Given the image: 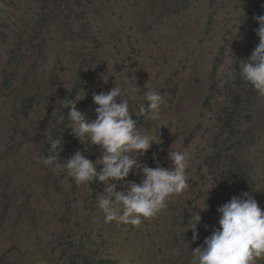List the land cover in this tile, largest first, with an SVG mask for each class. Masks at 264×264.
Wrapping results in <instances>:
<instances>
[{
  "label": "rangeland",
  "instance_id": "obj_1",
  "mask_svg": "<svg viewBox=\"0 0 264 264\" xmlns=\"http://www.w3.org/2000/svg\"><path fill=\"white\" fill-rule=\"evenodd\" d=\"M249 23L241 0H0V264H194L220 206L248 192L264 210V98L239 68L251 55ZM150 80L164 101L157 120L139 113ZM116 84L141 88L129 111L158 143L141 163L170 168L171 148L190 153L187 188L139 226L106 223L103 184L77 186L62 170L77 151L102 155L68 137L62 102L78 94L94 120L92 94ZM56 137L66 143L54 173L41 158ZM135 172L127 180L140 183Z\"/></svg>",
  "mask_w": 264,
  "mask_h": 264
},
{
  "label": "clouds",
  "instance_id": "obj_2",
  "mask_svg": "<svg viewBox=\"0 0 264 264\" xmlns=\"http://www.w3.org/2000/svg\"><path fill=\"white\" fill-rule=\"evenodd\" d=\"M255 19L259 27L249 23L247 40L254 32L259 37V43L257 46L255 42L250 43L252 53L247 60H239V68L241 79L252 87L259 98H264V15H257ZM108 79L109 76L102 75L105 84ZM140 89L135 85L122 91L116 84L108 92L93 93L92 98L97 105L94 120L87 119L86 113L77 108V102L81 100L78 94L75 100L65 99L62 102L63 108L70 109L67 120L72 134L82 143L87 139L91 145L99 146L102 153L93 162L77 151L66 160L62 170H66L77 186L97 180L103 184V192L97 195L96 200L106 223L116 221L139 226L144 219L154 217L164 209L170 197L181 194L187 188L188 151L171 148L168 154L170 168L159 163L155 168L141 163L140 158L156 143V136H150L138 128L137 120L129 111V98ZM144 89L143 95L148 104L147 107L141 105L139 113L157 120L163 97L151 90V80L145 83ZM117 98H120V102H117ZM64 118L61 115L57 123L63 124ZM49 144L48 151L52 154L42 157L41 162L56 173L57 169H61L56 161L63 151L62 140L51 139ZM153 158L157 159L155 154ZM97 164L102 165L99 171ZM134 169V174L143 176L140 183L127 180ZM120 182H124L123 190H117ZM208 207L207 204L204 210ZM218 212L219 227L205 238L202 247L192 250L194 264H257L264 259V210L257 200L250 193L243 192L220 206ZM9 213L11 222L18 218L12 208ZM201 220L199 211L195 215L192 212L187 229L193 232V241L199 239L197 226Z\"/></svg>",
  "mask_w": 264,
  "mask_h": 264
},
{
  "label": "trees",
  "instance_id": "obj_3",
  "mask_svg": "<svg viewBox=\"0 0 264 264\" xmlns=\"http://www.w3.org/2000/svg\"><path fill=\"white\" fill-rule=\"evenodd\" d=\"M242 5L246 9V15L250 19V22L253 26L259 27L258 21L255 19L257 15H264V0H241ZM252 36L247 40L252 44V42H255L256 46L259 43V37L256 33L251 34ZM250 44V47H251ZM252 50L248 48V54L250 55ZM87 111L89 113H93L91 111V108H87ZM71 139H74L76 141H80L78 138L75 136H68ZM60 138L62 140V143H66L65 139L61 137H56L55 139Z\"/></svg>",
  "mask_w": 264,
  "mask_h": 264
}]
</instances>
